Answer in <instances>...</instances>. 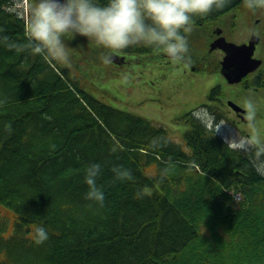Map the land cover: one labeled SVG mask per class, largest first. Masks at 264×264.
<instances>
[{"label": "trees", "instance_id": "trees-1", "mask_svg": "<svg viewBox=\"0 0 264 264\" xmlns=\"http://www.w3.org/2000/svg\"><path fill=\"white\" fill-rule=\"evenodd\" d=\"M243 3L227 0L192 22ZM12 4L0 0V207L8 211L0 215V264H264L257 154L212 133L200 139L204 129L187 138V153L164 127L95 99L77 68L28 47L17 53L8 45H26L28 27ZM161 50L141 44L105 53ZM254 80L264 89V76ZM95 163L103 207L85 199L86 168ZM117 166L134 181L117 180ZM237 193L244 199L235 201ZM38 226L49 235L43 243Z\"/></svg>", "mask_w": 264, "mask_h": 264}, {"label": "clouds", "instance_id": "clouds-1", "mask_svg": "<svg viewBox=\"0 0 264 264\" xmlns=\"http://www.w3.org/2000/svg\"><path fill=\"white\" fill-rule=\"evenodd\" d=\"M227 0H107L102 5L99 0H36L31 9L28 24V42L26 45L10 43L17 53L31 48L36 53H46L49 57L63 63H70L68 45L64 37L73 36L95 39L106 49L123 50L130 46L155 45L162 47L168 57L177 63L191 64L190 47L183 32H191L192 18L206 15L213 9L226 6ZM249 9L264 8V0H244ZM109 53L103 57L104 63L113 62ZM246 120L253 127L255 108L249 100ZM11 128V125L8 126ZM230 146L250 150L256 143L251 139L236 137L229 141ZM264 153V147L258 154ZM102 169L98 163L87 165L85 183L88 191L85 199L104 206L106 199L102 187L97 185V178ZM115 178L120 181H134L131 169L123 166L113 167ZM257 172L264 175V167ZM147 189L137 191L142 196ZM36 242L49 239L47 229L35 228Z\"/></svg>", "mask_w": 264, "mask_h": 264}, {"label": "rangeland", "instance_id": "rangeland-1", "mask_svg": "<svg viewBox=\"0 0 264 264\" xmlns=\"http://www.w3.org/2000/svg\"><path fill=\"white\" fill-rule=\"evenodd\" d=\"M13 1L14 10H19L22 14L28 16L30 21L31 7L35 6L36 0H31L32 6L26 0H11ZM240 15V25L237 28L246 25V30L253 25V30L257 33L260 29L264 35V8L249 9L245 3L231 12H228L223 19H227L230 24L236 20L235 15ZM25 16V15H24ZM259 22L261 26L257 23ZM231 34V33H230ZM229 34L230 40L238 41L239 36H232ZM264 38V37H263ZM66 45H68V54L70 63H63L56 61L62 67H75L79 70L81 81L84 88L91 93L95 99H99L103 103L113 108H118L129 112L138 117H143L151 122L161 125L168 130L170 141H175L184 144V136L180 134L173 135L168 124H165V104L166 95L165 90L169 92H178L182 88H188L189 84L186 82L184 68L178 65L181 63L173 62L171 65H165L164 54L155 52L149 56L131 55L129 58L133 61L131 67L126 66L119 68L104 63L100 58L103 53V46H95L92 41H85L79 36H73L71 33L64 37ZM197 32L191 31L188 33V42L192 59L201 60L202 71L194 77V87L190 88L191 94L195 95V106L201 103L208 102V94L215 86H221L223 95L222 100H230L234 102L241 101L244 94L249 93L248 101L255 104L257 110L253 127H248L245 123L243 129L245 134L239 137L236 132L228 128H221L219 133L231 141L232 139L256 137L254 146H264V90H249L243 87V82L237 85H229L223 78L220 71V55L211 50L209 42H199ZM255 59L263 62L261 70L264 69V42L257 46L255 51ZM77 81L78 78H75ZM239 90L244 91L243 95H237ZM218 103V102H214ZM246 106V104H244ZM181 133V131H178ZM247 134V135H246ZM178 139V140H177ZM239 148V147H235ZM186 151V149L184 148ZM257 154V153H256ZM257 158L264 160L260 154ZM258 167H264V162L257 163ZM235 201L244 199L242 194L233 196ZM8 213L7 210L0 207V215Z\"/></svg>", "mask_w": 264, "mask_h": 264}, {"label": "flooded vegetation", "instance_id": "flooded-vegetation-1", "mask_svg": "<svg viewBox=\"0 0 264 264\" xmlns=\"http://www.w3.org/2000/svg\"><path fill=\"white\" fill-rule=\"evenodd\" d=\"M225 16L221 18H217L215 21L210 22H193L191 23V28L193 32H197L199 37V42H209L214 43L216 40L224 37L229 42H236L237 44H243L249 42L251 37H256L258 40V43L256 45L259 46L264 42V35L262 34L261 29L256 33L253 30V25L250 24V28L246 30V25L241 26L240 28H237V25H240V15H235L236 20L233 21L229 26V21L227 19H223ZM259 26L261 24L257 22ZM188 33L190 32H183L182 35H184L188 40ZM231 33V34H230ZM230 35L239 36L240 39L238 41L230 40ZM215 53L221 54L220 58L223 59L224 53L222 50H214ZM191 55V52H190ZM201 61V60H200ZM196 59H192L191 55V64L185 65L184 63H181L178 65L179 67L184 68L185 73V79L186 82L189 84L188 88H182L180 91L176 93H172L165 90L166 95V101L167 103L165 106V124H168L170 127L172 134H180L181 136H184V144L179 142L173 141V144L175 147L180 148H188V137L192 135L199 136L201 133V129H204L205 132H209L210 125L213 124L214 126H219L221 122H224L226 124L227 128L231 131H236V134H245V131L243 129L244 123L249 127V122L246 120V115L248 112L247 107L244 104H247L249 93L244 94L245 92L242 90H239L237 95H243L240 99L244 104H240L239 102H232L230 100H222L221 97L223 95V92L221 90V86H215L211 89L210 93L208 94V102L207 103H201L200 105L195 106L193 104L195 102V95L191 94L189 91L192 86L194 87V77L197 74H200V71H202L201 62ZM173 61L168 57V55L165 53V65H171ZM129 65V61L126 60V63L124 64ZM262 67V66H261ZM261 67L256 70L254 73L249 74L246 78H244L240 83L243 82V87L249 90L250 85L248 84L249 79H254L256 76L259 75V73L264 76V69L261 70ZM224 78V77H223ZM225 79V78H224ZM237 83V84H240ZM229 84V83H228ZM237 84H229V85H237ZM218 102V103H214ZM252 102V101H251ZM232 103H235L238 107H240L243 110H236ZM253 106L255 108V104L253 103ZM257 110L255 109V114ZM253 123H255L253 121ZM178 131H181L179 133ZM165 132L167 137L169 138L168 130L165 128ZM200 132V133H199ZM247 135V134H246ZM178 140V139H177ZM264 146H260L262 148ZM251 150V148H250ZM257 150V154H258ZM262 157H264V153L260 154Z\"/></svg>", "mask_w": 264, "mask_h": 264}, {"label": "water", "instance_id": "water-1", "mask_svg": "<svg viewBox=\"0 0 264 264\" xmlns=\"http://www.w3.org/2000/svg\"><path fill=\"white\" fill-rule=\"evenodd\" d=\"M258 43L256 37H251L248 44L237 45L227 42L225 38L217 40L212 45V49L219 48L226 55L222 60V73L230 82H239L248 73L257 70L262 61L254 59L255 47ZM113 62L118 61V57H113ZM124 58L122 59V61Z\"/></svg>", "mask_w": 264, "mask_h": 264}, {"label": "bare ground", "instance_id": "bare-ground-1", "mask_svg": "<svg viewBox=\"0 0 264 264\" xmlns=\"http://www.w3.org/2000/svg\"><path fill=\"white\" fill-rule=\"evenodd\" d=\"M14 67H16V65H15ZM0 121H1V120H0ZM205 134H207V132L201 134L199 138L202 139L204 136H206ZM212 134H213L214 136L220 138L221 140H222V138L224 137L223 134L219 133V130L214 131ZM165 138H168L167 135H166V133H165ZM252 162H253L254 164H256V166H258L257 163H262V162H264V160L261 159V158H255V159H253ZM257 173H258V172H257ZM237 194H241V193H237ZM234 196H236V194H235Z\"/></svg>", "mask_w": 264, "mask_h": 264}]
</instances>
